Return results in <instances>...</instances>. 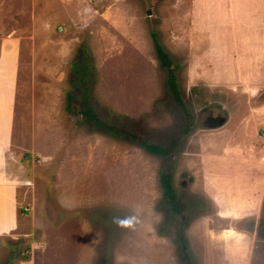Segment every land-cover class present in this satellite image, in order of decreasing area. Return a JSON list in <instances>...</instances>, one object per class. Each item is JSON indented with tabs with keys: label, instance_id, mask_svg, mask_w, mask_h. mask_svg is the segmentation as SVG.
I'll list each match as a JSON object with an SVG mask.
<instances>
[{
	"label": "rangeland",
	"instance_id": "obj_1",
	"mask_svg": "<svg viewBox=\"0 0 264 264\" xmlns=\"http://www.w3.org/2000/svg\"><path fill=\"white\" fill-rule=\"evenodd\" d=\"M26 1L0 264H264V0Z\"/></svg>",
	"mask_w": 264,
	"mask_h": 264
},
{
	"label": "crops",
	"instance_id": "obj_2",
	"mask_svg": "<svg viewBox=\"0 0 264 264\" xmlns=\"http://www.w3.org/2000/svg\"><path fill=\"white\" fill-rule=\"evenodd\" d=\"M4 1V3L0 1V236L6 235L16 228L20 220L21 213L18 202H20L19 198L23 197L21 194L24 193L19 191V186L23 185L20 183H26L27 177H20L18 173L11 171L10 168H12V161L19 160L17 156H14V151L20 149V145L18 146L16 142L19 144V142H22V138H29L24 133L23 121L22 125L18 126L21 127V130L18 129L17 131V123L22 118L17 119L16 117V105L21 42L18 33L20 25L17 24L21 21V18L19 19L18 15L29 9L30 5L27 1L22 2V0ZM215 6L218 9L216 4ZM254 11L248 13V16L252 14L246 21L250 25L259 17L261 19V16H256ZM228 13L231 14L230 11ZM5 19L8 20L9 24H6ZM262 41H264V38L260 43ZM10 153H13L11 156L15 158L14 160H9ZM22 263L31 264L30 260L27 263L26 261Z\"/></svg>",
	"mask_w": 264,
	"mask_h": 264
},
{
	"label": "trees",
	"instance_id": "obj_3",
	"mask_svg": "<svg viewBox=\"0 0 264 264\" xmlns=\"http://www.w3.org/2000/svg\"><path fill=\"white\" fill-rule=\"evenodd\" d=\"M155 47H156V51H157V55L159 57V60L161 62L162 65L168 67V81L170 84V87L173 89V91L175 93H177V88H176V73L172 67V62L171 59L169 57V55L163 50V48L161 47V44L158 41H155ZM178 98V96H177ZM179 100V98H178ZM91 112H93L92 106L90 105V103H86V108L84 109V114L86 116V118L90 121H92L93 123H95L96 125L103 127V123L101 122V120L95 118V116H93L91 114ZM145 147L149 150L155 151V152H163V148L159 145L156 144H146ZM161 183L163 186V192L168 200V202L170 203L172 209L174 211H180L181 210V204L178 202V199L176 197V194L174 192V189L172 187V184L170 182V177H169V173H163L161 176ZM182 248L185 250V243L182 242Z\"/></svg>",
	"mask_w": 264,
	"mask_h": 264
},
{
	"label": "water",
	"instance_id": "obj_4",
	"mask_svg": "<svg viewBox=\"0 0 264 264\" xmlns=\"http://www.w3.org/2000/svg\"><path fill=\"white\" fill-rule=\"evenodd\" d=\"M220 122L222 123V122H224V121H222V119H221Z\"/></svg>",
	"mask_w": 264,
	"mask_h": 264
}]
</instances>
